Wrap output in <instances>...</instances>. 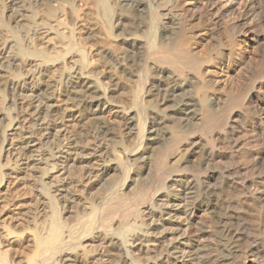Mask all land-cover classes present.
I'll use <instances>...</instances> for the list:
<instances>
[{"label": "bare ground", "instance_id": "obj_1", "mask_svg": "<svg viewBox=\"0 0 264 264\" xmlns=\"http://www.w3.org/2000/svg\"><path fill=\"white\" fill-rule=\"evenodd\" d=\"M108 1L97 0L106 21ZM113 1L126 15L141 12L147 35L130 31L117 15L119 38L102 48L91 20L86 25L68 0H0V264H12L1 245L16 249L22 242L32 256L15 253L14 264H86L82 255L88 253L91 264H136L129 248L143 246L146 238L163 239L174 231L179 212L188 230L182 241H167L163 253L173 261L165 258L166 263L264 264L263 86H253L244 98L258 107L252 130L263 138L256 139L255 150L226 158L217 149L225 138L220 134L233 137L242 129L214 118L222 92L202 74L189 45L202 32L212 33L226 13L234 15L236 35L246 36L263 26L264 8L255 19L254 0H205L203 12L190 18L202 24L182 28L158 22L143 0ZM257 42L263 47L258 74L264 81V31ZM231 43L230 56L235 52L239 58H217L227 73L251 59L240 41ZM142 77L149 82L136 89ZM150 96L153 105L144 100ZM173 128L184 141L174 155L164 151L153 158L151 148L171 141ZM196 128L210 138L186 142ZM126 138L133 140L131 148ZM196 155L209 166L190 176L184 168ZM140 164L148 171L132 195L101 184L102 195L82 197L89 183ZM168 166L179 169V179L167 175ZM153 185L168 194L167 206L151 204L141 211ZM67 197L84 205L83 212L69 210L63 214L70 217H62L57 202ZM99 205L108 206L98 212ZM150 212L151 222L138 224ZM99 227L108 231L92 239Z\"/></svg>", "mask_w": 264, "mask_h": 264}, {"label": "rangeland", "instance_id": "obj_2", "mask_svg": "<svg viewBox=\"0 0 264 264\" xmlns=\"http://www.w3.org/2000/svg\"><path fill=\"white\" fill-rule=\"evenodd\" d=\"M143 1L146 4L148 3L150 7H152V10H154L153 13L159 18L158 22H168V25L172 23H179L182 28H187L192 26L195 27L198 26L199 24L200 25L202 24V21H192L193 19L190 18L192 15H194L197 12L200 13L203 12L205 6L204 4L205 0H167V1L143 0ZM68 2L74 5L75 11L78 15L84 16V23L86 22L90 24L89 20H91V22L94 25L97 42L102 48H110L113 45V42L116 41L117 38H119L120 31L114 27V23H113L114 18L117 15H121L124 17V25L130 31L134 32L138 36L147 35V28H146L147 23L145 22L144 18L142 19V15H140L141 12L132 11V14L130 16L126 15L125 13L119 11L116 8L113 0L108 1V6L110 7V11H111V18L109 21H106L103 15L99 12L97 0H68ZM60 4L65 5V2L61 1ZM254 6L256 9L254 13V17L256 19L258 18L257 16L259 10L261 11V8L262 10L264 8V0H254ZM226 14L220 16V24H218L220 26H218L217 28L215 27L214 29L215 31L213 30L212 33H207L208 31L202 32L200 38H197L195 36L196 38L190 39L189 45L191 48L194 49V53H196V55L200 58V65L202 66L201 67L202 74L207 79L216 81L217 88L220 89V93L221 92L223 93V94L221 93L220 95V99L222 102L220 101L221 103L218 105L219 108L215 107L216 108V109L214 108L215 111L213 110L214 118L216 120L222 119L223 121L225 119V121L227 120L228 122H230V124L233 125L234 128L240 130L242 129L237 135L233 137L227 134L223 135V133L220 134L219 138H224V137L225 138L219 140V142L217 143V149L218 152H220L222 155H224L227 158L230 155L237 154V152L239 153V151L247 153V151H249V148L255 150L256 146L258 147L257 140L259 138H263V135L261 134L260 131L252 130V127H254L253 125L256 123L257 114L255 113H257L258 107L256 106L255 103L250 104L246 101L244 102L245 100L244 98H246V95H248L249 91L252 89L253 86L256 85L258 87L263 86L264 89V81L260 78L258 74V69L260 67L259 65L262 59L263 47H261L259 42H257L259 32L264 31V24L263 26L256 25L255 28L253 29L254 31L247 34L246 36H238L236 35L238 29L232 27L235 21L234 15L231 14L230 16V13H226ZM216 30H218L217 33H215ZM235 38L236 41H240V43H242L241 45L243 47L244 46L246 47L251 59H249L244 64L240 65L235 70L231 72L229 71L227 73L223 69H220V65L218 63L217 58L223 57L224 59H227L229 57H232L233 59L235 56L236 59L238 57L239 53L234 52L233 54L234 56L233 55L230 56L229 54V51H231L230 49L233 46L231 40ZM155 42L159 43L158 35L157 37H155ZM86 44L87 46H85V48L87 50H90L92 48L91 46L93 43L88 42ZM147 82H149V80L148 79L146 80L145 77H142L141 80L135 85L136 89L143 88V86ZM209 87L204 88V93L208 97L210 96V92H211ZM143 92L144 90L142 91V93ZM144 100L145 101L149 100L150 103H152V105L155 104V99L153 96H150L149 99L145 98ZM225 108H227L226 111L224 110ZM195 130H197V128ZM171 131L172 134L175 135L171 141H166L165 143L161 142L162 144L160 143L151 148L149 154L153 158H156V156H158L157 155L158 152L163 153L165 151V153L166 152L170 154L172 153L173 155L176 153L175 150L178 148L179 145H181L182 141L184 140L182 139V136L179 137L178 128H173L171 129ZM176 133L178 135H176ZM209 134L210 133L204 134L199 130L194 131L192 135L188 136L186 142L197 140V138L208 140V138H210ZM237 138L239 140L243 138H247L249 141H251L249 146L247 145L248 148L243 144L237 146L235 143V141H239ZM125 142L126 145L129 148H131L130 146L132 145L133 140H131V138H126ZM170 142H171V146H170ZM200 160L201 158L198 155L191 157L189 159V161L187 162L184 168L187 170L185 171L188 173V175L194 176L195 173H197V171L206 170L208 168L209 165H205L207 167L206 168L204 165H202V162ZM146 171H148V168L140 164L137 165L136 167L135 166L133 168L131 167V169L127 170L125 174L110 173L108 176L104 177V179L99 184L97 181H95L86 185L82 197H86L87 194L89 195L94 192L95 193L99 192L102 195L103 192H101V190H103V188H100L101 184H104L106 188L108 186L109 187L115 186L117 187L118 191H120L122 194L132 195V193L137 191L140 185L142 184V180L147 174ZM165 172L173 180L174 179L177 180V178L179 179L180 178L179 175H181L179 169L177 170L172 166L171 167L168 166V168L165 169ZM157 188L158 187L156 185H153L151 187L150 193L148 194V197H146L145 203L139 206L141 211L144 210L146 206H151V204L153 205L156 204L160 206V205H165L169 201V199L167 198L168 196H166L168 194L162 191L156 192L155 190H157ZM28 192H29L28 193L29 196L33 197L34 191L29 190ZM70 201L71 200L68 197L66 199L62 198L58 200L57 204L62 213V217H66V218L70 217L68 214L67 215L63 214L69 210H72L78 214L83 212L84 205L72 204L70 203ZM106 206L108 205H99L96 206V208L98 212H100L103 211V208H106ZM165 206H167V204ZM35 215L37 219L40 218V213L37 214L35 213ZM150 216H151V212L147 215L146 217L147 219L146 218L144 220L140 219L138 221V224L150 223L151 222L150 219L152 218V216L151 217ZM184 219H185L184 214H182L181 212L177 213L174 218L175 222L173 223L174 226L173 227L174 231L172 230L173 232L171 231L165 235L164 234L165 232L164 231L161 232V230L159 229L158 232H160L162 235H165L163 239L155 240L154 242L150 243V242H146V240L147 241L150 240L149 238L148 239L146 238L145 240H143L145 242H142L143 246L141 244L139 245L140 242H136L138 244H135L134 245L135 247H130L129 249L131 250L132 253L131 257L133 258L135 263L136 264H168L166 263L167 259L168 261L169 260L173 261L170 258L166 257V255L163 253L164 252L163 249H165V245L167 244V241L169 242V239L171 240L178 238L180 239V241H182L183 239L182 237L185 236L184 234H186L188 230L187 226L185 227L186 221ZM20 230L21 229H16L15 231L20 232ZM138 230L140 231V229ZM107 231L108 230H103L101 227L96 228L95 230H93V233L91 234L92 239L95 236L100 235L101 233ZM114 231L117 232V229H115ZM86 243H82V245H85ZM1 248L3 251L5 250V252H7L8 262L12 264L15 263V259H14L15 253L23 257L32 256V248L26 242H22L20 246L16 249H12L10 247H4L3 244L1 245ZM82 249L84 251L89 250V248L88 249L82 248ZM91 255H92L91 253H88L87 255H82L83 262L86 264H91L90 261ZM120 258L117 259L119 260V262L120 261L122 262L123 260L122 258L121 259ZM108 260L110 261L111 258H109Z\"/></svg>", "mask_w": 264, "mask_h": 264}]
</instances>
